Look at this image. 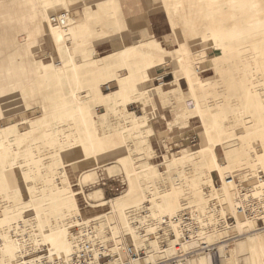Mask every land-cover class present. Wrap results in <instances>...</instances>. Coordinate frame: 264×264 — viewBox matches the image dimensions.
I'll return each mask as SVG.
<instances>
[{
	"label": "rangeland",
	"instance_id": "374dc122",
	"mask_svg": "<svg viewBox=\"0 0 264 264\" xmlns=\"http://www.w3.org/2000/svg\"><path fill=\"white\" fill-rule=\"evenodd\" d=\"M147 1L152 31L146 30V37L133 42L121 0H0V89L12 88L19 96L18 111L0 118V264L45 253L66 264L61 258L74 254L78 241L89 240L90 233L95 235L96 254L111 256L109 264L120 262L132 244L141 258L135 264H145L144 257L157 264H211L201 257L209 255L212 264H264V252L263 257L252 256L248 250L252 238L264 240V229L257 230L254 222L244 219L238 220V230L249 232L238 233L233 227L236 194L255 185L258 175L264 183V166L250 149L254 145L260 150L261 144L257 137L249 139L261 129L258 121L264 117L258 106L264 102L258 100L264 86L257 82L264 76V59L259 77L252 74L254 53L264 48V0ZM46 3L51 5L48 9ZM31 7L41 9L43 16L29 13ZM52 14L66 16L69 23L66 27L51 24L50 30L45 24L41 27L56 45H49L37 31ZM28 15L37 18L31 30L23 27L30 24ZM9 22L15 30L20 26L18 47H23V56L38 58L37 73L31 62L26 63L27 71L20 68L24 57L20 65L15 58H1L7 54L5 35L14 30L7 27ZM159 33L168 34L164 45L156 37ZM29 37L34 38L31 46L26 43ZM114 37L123 47L113 43ZM109 43L114 47L106 49ZM159 67L172 72L175 82L158 85L169 81L158 78L150 88ZM180 78L187 83L182 89L176 84ZM95 87L108 95L97 98ZM89 96L94 100L86 102ZM157 99L172 111L163 129L154 125ZM202 131L208 148L199 155L195 151L202 143ZM237 146L245 148L248 159H240L242 166L224 173L223 177L230 175L240 183L228 187L227 200L219 190L223 185L215 168L226 162L225 150ZM94 148L108 154L106 160L99 159L103 167L89 158ZM189 151L194 154L179 162L177 157ZM76 158L82 162L77 164ZM94 167L96 176L81 184L82 172ZM195 167L204 170L199 180L203 202L196 204L186 189L176 200L175 213L158 210L155 219L150 218L149 198L155 197L154 205L159 201L157 193L169 189L173 178L192 168L194 172ZM211 176L215 182L206 184ZM262 185L259 190L264 192ZM184 210L191 211L200 228L187 253L179 244L178 223L162 221ZM230 214L233 223L225 220ZM17 222L29 237L15 244L10 229H5ZM49 235L68 249H49ZM176 235L179 242H173Z\"/></svg>",
	"mask_w": 264,
	"mask_h": 264
},
{
	"label": "bare ground",
	"instance_id": "6f19581e",
	"mask_svg": "<svg viewBox=\"0 0 264 264\" xmlns=\"http://www.w3.org/2000/svg\"><path fill=\"white\" fill-rule=\"evenodd\" d=\"M247 1V0H246ZM249 1V0H248ZM67 15V14H66ZM249 25V24H248ZM253 29V26L251 27V30ZM234 31L231 33V35H234ZM214 37V36H213ZM111 54V53H110ZM110 54H108V55H110ZM255 55H254V58L252 59V64H253V67H252V74L253 75H255V76H258L259 77V64L260 63H262V61H263V59H264V48L263 47H261L260 49H257L256 51H255V53H254ZM179 60H181V58H179ZM74 65H76V63H74ZM191 69H195V68H193V67H191ZM196 70V69H195ZM194 70V71H195ZM198 72V71H197ZM257 82L258 83H260L261 85H263L264 86V76L263 75H261L259 78H258V80H257ZM164 86H167V85H164ZM95 95L97 96V98H99V99H104V97H106L108 94H103L102 92H100V89H98L97 87H95ZM88 99H90V100H94L92 97H87V98H85V101L87 102L88 101ZM258 100H262L261 99V97H258ZM264 101V100H263ZM258 106L260 107V113L262 114H264V102L263 103H259L258 104ZM85 106H83L81 109H83ZM103 108V107H102ZM104 109V108H103ZM104 112V111H103ZM103 112H100V113H103ZM259 123H260V126H261V129H259V130H257L256 132H254L253 134H250L249 135V139H255L256 137H257V139L259 140V143L261 144L260 146H261V149L260 150H256V147H254V145H252L251 146V148L250 149H252L251 150V154L252 155H254L255 156V158L257 159V161L258 162H260V163H262L263 164V166H264V135L262 134V132L264 133V117H262V115L260 116V120L258 121ZM259 131V132H258ZM261 132V135H259V133ZM202 134H203V140H202V143H201V145L199 146V148H197V151H195V153H197V154H199V155H203L204 154V150L203 149H206V148H208V139H207V135H206V133L204 132V131H202ZM251 137V138H250ZM258 137H260V138H258ZM246 138H248V137H245L244 139H246ZM243 139V138H242ZM249 139H247V140H249ZM256 139V140H257ZM242 142V144L244 143V141L242 140L241 141ZM250 142H252V140L250 141ZM246 143H248V142H245V144ZM251 144V143H250ZM244 145V144H243ZM245 146V145H244ZM248 146V145H247ZM232 147V146H231ZM258 148H259V146H258ZM190 154H194V152H188L187 154H183V155H179L178 157H177V159H178V161L180 162L181 161V158H187V156L188 155H190ZM224 157H225V160H226V162H224V163H222V164H220V165H218L216 168H215V171H216V174H217V176L219 177V179H221L222 180V185H223V188L222 189H219V190H221V192H222V194H223V196L228 200V198H229V192H228V187H230L231 186V188H232V185H237L235 182L234 183H228V182H226L225 181V179H226V177H223V175H224V173H226L227 171H229V170H231L230 168L231 167H236V166H238L239 164H240V159H242V158H244L245 160L244 161H247V155H248V152L245 150V148L243 147V146H237V147H235V148H229V149H227V150H225V152H224ZM117 157H119V156H117ZM89 158H92L96 163H97V166L96 167H103V162L104 161H100L99 162V159L100 158H104L105 160L108 158V154H107V152H104V150L102 149V148H94L91 152H90V154H89ZM88 158V159H89ZM213 158H214V160L216 161L217 160V154L216 153H214L213 154ZM247 158V159H246ZM77 159V158H76ZM87 160V159H86ZM77 161V164L78 163H81L82 161L80 160V159H77L76 160ZM72 165H74V163H71L70 164V166H72ZM241 165V164H240ZM242 166V165H241ZM96 167H94V168H92V169H90V170H87V171H84V172H82V176H80L81 178H80V180H79V182L81 183V184H85L91 177H95L96 176ZM258 170V169H257ZM199 171V172H198ZM251 172H252V170H250ZM249 172V171H248ZM199 173V174H198ZM202 174H204V170H201L200 168H194V172H193V168L192 169H190V170H188L186 173H183V174H181L180 175V177H178V178H173V180L172 181H170V188L169 189H166V190H164V191H162V192H159V193H157V196H156V192L154 191V196H156V198L158 199V197H159V201H156V202H154V205H153V203H152V199H154V198H149V202L151 203V205H150V207L149 208H147V209H149V214H148V216L150 217V218H153V219H155L154 217H155V215H156V213L158 212V210H164V211H167L168 213H170V214H173V213H175V211H176V209H178L177 208V203H176V200L180 197V194H182V192H184V190H186L187 189V191H189V193L191 194L190 196L192 197V198H194L193 200L196 202V204H201L202 202H203V200H204V197H203V195L201 194V189H200V187H201V185L199 186V180H200V178H201V175ZM246 174V173H245ZM256 174V173H255ZM242 175V174H241ZM228 176H230V175H228ZM239 176V175H238ZM231 177V176H230ZM243 177H244V175H243ZM241 178V177H240ZM250 178V177H249ZM253 179V178H252ZM249 180V179H248ZM261 181V180H260ZM78 182V183H79ZM201 182H203V180L201 181ZM200 182V183H201ZM205 182H206V184H213L215 181H214V179H213V177L211 176V177H206V179H205ZM204 182V183H205ZM263 182V181H262ZM262 182H260L256 187L258 188V190H257V192L256 193H259V192H262L261 190H259L260 189V187H261V185H262ZM203 184V183H202ZM230 184V185H229ZM221 185V186H222ZM263 189H264V183H263ZM211 187V186H210ZM216 189V186L215 187H213V185H212V191H214L215 189ZM186 191V192H187ZM78 193H81L82 191L80 190V191H77ZM95 192H97V193H100L101 194V191L100 190H95ZM203 192H204V190H203ZM218 192H220V191H218ZM220 192V193H221ZM231 192V191H230ZM230 195H232V194H230ZM188 196V195H187ZM190 196H188V197H190ZM182 197H186V196H182ZM232 197H233V195H232ZM187 198V197H186ZM146 199V198H145ZM148 199V198H147ZM180 199V198H179ZM182 199V198H181ZM144 201V200H143ZM178 201V200H177ZM188 202V201H187ZM179 203H180V201H179ZM135 204V203H134ZM132 205V204H131ZM129 206V205H128ZM135 208H136V206L135 205H133ZM139 206V205H138ZM137 206V207H138ZM142 206V205H141ZM178 207H179V205H178ZM130 208V207H129ZM180 208H181V206H180ZM29 209V208H28ZM183 209V208H182ZM181 209V210H182ZM185 209V208H184ZM199 209H201V208H199ZM136 211V210H135ZM180 212H182V211H180ZM166 213V212H165ZM121 215V214H120ZM126 215V214H125ZM169 215V214H168ZM178 216H179V214H178ZM147 218V216H143V217H141L142 219L143 218ZM148 217V218H149ZM122 215H121V217H120V222L122 221ZM173 218V217H172ZM177 218L178 217H176V220L175 221H170V222H168V223H170V224H172L173 226H175L177 223H178V225H179V238H180V223L178 222V220H177ZM239 219H241L240 217H238L237 216V218H236V224L235 225H233V227L236 229V231L238 232V233H247V232H249V230H243L242 232L241 231H239L238 230V226H237V223H238V220ZM124 220V219H123ZM126 220V219H125ZM163 221V220H162ZM143 222V221H142ZM252 222H254V221H249V223H252ZM125 223V222H124ZM129 223V222H128ZM122 224H123V222H122ZM126 224V223H125ZM163 224V223H162ZM169 224V225H170ZM128 225V224H127ZM124 226V225H123ZM122 226V227H123ZM126 226V225H125ZM223 226V225H222ZM114 227V226H113ZM129 226H127V228H128ZM8 228V229H7ZM5 230L6 231H9V229H10V225L7 227ZM116 227H114L113 229H115ZM126 228V227H125ZM152 228V227H151ZM174 228V227H173ZM227 228V227H226ZM230 228H231V226H230ZM132 229H133V227H131V228H128V231L129 230H131V232H133L132 231ZM175 229V228H174ZM176 230V229H175ZM257 230H258V228H257ZM260 230H262V229H260ZM168 231H170V230H168ZM130 232V231H129ZM128 232V233H129ZM24 233V234H23ZM112 233V232H111ZM135 233H136V231H135ZM174 236H175V234L173 233V232H171ZM131 234V233H130ZM133 234V233H132ZM112 235V234H111ZM110 235V236H111ZM117 235V234H116ZM116 235H112L113 237L114 236H116ZM33 236V235H32ZM111 236V237H112ZM139 235H137V237H138ZM177 236V235H176ZM28 231L27 232H22V235H21V237L19 238V239H17V240H14V239H12L13 241H19V240H21V241H23L24 240V242H25V240H27L28 239ZM36 236L34 235V238H35ZM79 237H80V235H79ZM78 237V238H79ZM104 237H106V236H104ZM108 237V236H107ZM106 237V238H107ZM117 237V236H116ZM115 237V238H116ZM141 237H143V235H141V236H139V238H141ZM110 238V237H109ZM131 238V237H130ZM178 236L175 238V239H173V242L174 241H178ZM36 239V238H35ZM49 240L50 241V243H51V247H49V249H52L53 248V251H57L58 249H61L62 251H66L67 249H68V246L66 245H62V244H57V242H56V240H55V238L52 236V235H49V237H47L46 238V240ZM80 239V238H79ZM88 239H89V241H91L92 242V240L93 241H95V235H93V234H89V236H88ZM100 239V238H99ZM104 239V238H103ZM103 239H100V242H101V240H103ZM142 239V238H141ZM37 240H38V238H37ZM47 240V241H48ZM113 240V239H112ZM111 240V241H112ZM133 240V239H132ZM142 240H144V238L142 239ZM148 240V239H147ZM156 240V239H155ZM155 240H152V242H156ZM28 241V240H27ZM48 241V242H49ZM103 241H106V239L105 240H103ZM110 241V240H109ZM158 241V240H157ZM134 242V241H133ZM179 242V241H178ZM194 242V241H193ZM19 243V242H18ZM23 243V242H22ZM74 243V242H73ZM103 243V242H102ZM105 243V242H104ZM197 243V242H196ZM15 244H17V242L15 243ZM107 244V243H106ZM105 244V245H106ZM179 244L183 247V249H184V251H186V253L188 252L187 250L190 248V245H192V243H190V244H188V245H186V244H184L183 242H179ZM24 245V244H23ZM29 245V244H28ZM115 245V244H114ZM195 245V244H194ZM18 246V245H17ZM113 246V245H112ZM116 246V245H115ZM198 246V245H197ZM21 247V246H20ZM23 247H25L26 248V246L24 245ZM73 247H74V244H73ZM192 247V246H191ZM140 249V248H139ZM141 249H143V250H145L146 251V248H141ZM156 250V249H155ZM248 250H249V252H250V254L252 255V256H255L256 254L259 256V255H261L263 252H264V240H262L261 238H257V239H251L250 240V243H249V245H248ZM156 253H160L161 251H155ZM19 253V252H18ZM233 253V252H232ZM231 253V254H232ZM23 254V253H22ZM43 255H45V256H47L48 257V253H45V254H43ZM61 255V254H60ZM72 255L73 254H69V255H67V256H65V257H62L61 259H62V261L64 262V263H66V264H73L72 263ZM24 256V255H23ZM23 256H21V257H23ZM41 256L42 255H39V256H36V257H33V258H31V261H37V260H39V258H41ZM71 256V257H70ZM201 256V255H200ZM229 256V255H228ZM262 256V255H261ZM20 257V258H21ZM50 257H54V259L55 258H60V257H57V256H54V255H52V256H49V258ZM204 260H208L211 264H212V262H213V259L212 258H210V255L209 256H201ZM263 257V256H262ZM201 258V259H202ZM144 262H145V264H157V262H154V263H150V260L149 259H147V257H144ZM180 260H182L181 258L179 259V261ZM227 260H228V258H227ZM233 260H236V259H233ZM258 260V259H257ZM260 260V259H259ZM227 262H229V261H227ZM231 262V261H230ZM113 263V262H112ZM194 264V263H192V262H184V263H181V264ZM233 263V262H232ZM113 264H121L120 262H118V261H115V263H113ZM197 264H206L204 261H201V262H199V263H197Z\"/></svg>",
	"mask_w": 264,
	"mask_h": 264
},
{
	"label": "built area",
	"instance_id": "2783aa9c",
	"mask_svg": "<svg viewBox=\"0 0 264 264\" xmlns=\"http://www.w3.org/2000/svg\"><path fill=\"white\" fill-rule=\"evenodd\" d=\"M50 23L58 27L68 26V18L60 14H52L49 17ZM262 179L261 175H258L256 179L257 183L253 186H247L240 190L234 200H235V212L238 217L248 221H254L255 227L258 229H264V192L256 193L254 186L258 185ZM228 183H236L239 185V181L235 177L226 176L225 179ZM119 187H116L118 190ZM264 191V189H263ZM235 221L233 214L228 215L227 220ZM176 217L169 218L164 217L163 223H168L170 221H175ZM180 223V241L184 244H190L197 239L199 233V223L192 215L190 210H184L177 218ZM23 224L21 222L13 223L9 236L12 239L17 240L21 237L23 231ZM24 234V233H23ZM125 257L120 259L121 264H135L136 261L141 259L139 257V252L135 251V247L132 244L125 248ZM141 253V252H140ZM187 254H184V256ZM183 256V257H184ZM110 257L108 255L96 254L95 245L82 237L78 241V247L76 252L72 255L73 264H109ZM14 264H61L57 259H50L49 257L42 255L37 261H31V259L25 258L24 256L18 259Z\"/></svg>",
	"mask_w": 264,
	"mask_h": 264
},
{
	"label": "crops",
	"instance_id": "0c3cea01",
	"mask_svg": "<svg viewBox=\"0 0 264 264\" xmlns=\"http://www.w3.org/2000/svg\"><path fill=\"white\" fill-rule=\"evenodd\" d=\"M121 3H122V10H123V13L125 16L126 24L129 28L130 38H133V37L141 38L142 36L146 37L147 36L146 30L152 31L151 26H150L151 23L149 21L150 18L148 16V14H146V9L148 8V5H149L148 1L147 0H121ZM49 6H51L50 3H46V9H48ZM17 13L19 16V14H20L19 11ZM29 13L37 14L38 16H40V15L43 16L41 9H34L33 10L32 7H31V10ZM47 17H48V21H44L43 23L39 24V28L37 29V31L40 34H42L43 36H45L49 45H56V44H58V42L51 43L50 38L47 37L45 32L41 30V27H43L44 24L46 25V29L50 30L49 25H51L52 23H50L48 15H47ZM24 18L27 19L26 16H24ZM28 18H29L30 24H28V25L26 24L23 27L31 30V26H32L31 23H36L37 18L32 19L30 17V15H28ZM141 24L143 25L142 27L137 26V25H141ZM8 25L10 26V31L13 28H14V30H12L10 33L8 32L7 35H5V46L7 49V54L1 56V58H7V57L15 58L17 64L20 65L19 59L21 57H24V61L22 62V65H20V68L25 69L27 71L26 63L31 62L33 72L37 73L35 60L38 58L28 57L27 55L23 56L24 55V53L22 51L23 47L22 48L18 47L19 46L18 37L20 35V28H19L20 26L18 27V29L15 30V27H13L12 22L7 23V27H9ZM130 25H132L133 27H130ZM133 28H134V30H133ZM23 30H26V29H23ZM35 36H36V34L32 35V37H35ZM32 37H29V39H27L26 43L28 45L32 44L31 41L34 39ZM156 37H158L160 39V41L163 40L165 42V38L168 37V34L159 33L158 35H156ZM59 44H61V42H59ZM113 47H114V44L109 43L108 47L106 49L113 48ZM39 49H40V44L37 46V50H35V52H37ZM18 50H19V52H18ZM19 55H20V57H19ZM54 55H55V53L52 54V58L55 57ZM47 71H49V69H47ZM153 74H154L152 77L153 86H149L150 88L156 86L155 80H157L158 78H161L162 81H164V79L169 80L166 82L159 83L158 85L175 82V78H174V75H172V72L167 71L164 67H159L158 69H155ZM176 84L179 88L182 89V86L184 84H187V83H186V80H184L183 78H180ZM17 96H18V93H15L12 88L0 89V118H4L6 115L8 116L9 113L14 114V113H16V111H18L17 108H18V104H19V98H18L19 96L18 97ZM155 104H156V115L157 116H156V120L154 122V125L156 124L157 126H160L159 128H161V124L163 122H167V118H170L172 116V111H169L167 109V107L162 106L160 103V100H158V99L155 102ZM128 112H131V111H128ZM103 174L106 175V173L104 171H103ZM102 179L109 181V179H106V178H102ZM107 181H105V183H107ZM96 189H98V188H96ZM99 189H101V188H99ZM101 191H102V189H101ZM102 199H103V194H102Z\"/></svg>",
	"mask_w": 264,
	"mask_h": 264
},
{
	"label": "snow or ice",
	"instance_id": "6c2138e0",
	"mask_svg": "<svg viewBox=\"0 0 264 264\" xmlns=\"http://www.w3.org/2000/svg\"><path fill=\"white\" fill-rule=\"evenodd\" d=\"M137 26H141L142 27L143 25L141 24V25H137ZM130 27H133V26L130 25ZM133 30H134V28H133ZM165 31H167V30H165ZM176 36H177V42H178L179 41V38H180V33H179L178 30L176 32ZM125 40L127 42V36H125ZM134 40H135V37H133V42H134ZM113 43L116 44L117 47H123V45L120 44L119 38L114 37L113 38ZM164 43L165 42L163 40H161V44L164 45ZM173 46H175V42L173 43ZM200 67L202 68L203 65H201ZM145 86L147 87V85H145ZM172 87L174 88L175 87V84H173ZM261 99L264 100V94L261 95ZM161 127L163 129V123L161 124ZM169 134L171 135L172 133H169ZM77 175H79V173H77Z\"/></svg>",
	"mask_w": 264,
	"mask_h": 264
}]
</instances>
